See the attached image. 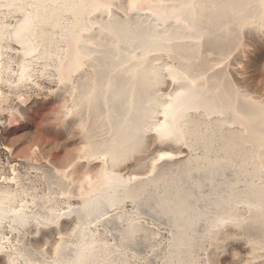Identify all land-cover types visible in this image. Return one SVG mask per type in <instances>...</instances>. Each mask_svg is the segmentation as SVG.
Segmentation results:
<instances>
[{
	"label": "bare ground",
	"instance_id": "1",
	"mask_svg": "<svg viewBox=\"0 0 264 264\" xmlns=\"http://www.w3.org/2000/svg\"><path fill=\"white\" fill-rule=\"evenodd\" d=\"M101 15L104 19L97 23ZM229 30L251 33L250 36L258 33L263 38L264 0H0L1 91L15 95L24 90L37 91L30 97L32 103L48 91L38 88L37 82L49 90L56 87L57 97L61 89L71 90L72 104L74 108L79 106L77 112L73 106L65 109L66 119L71 117V122L84 112L96 109L98 114L103 108L99 116L106 113L110 121L126 109L132 112L126 126L136 128L143 137H153L165 151L157 156L149 176L135 178L130 185L107 175V159H92V164L87 165L101 173V187L80 200L81 206L76 209L99 219L95 227L89 226L97 232L102 226L105 234L106 227L114 225L115 240L123 244L149 239L152 246L144 255L147 259L134 253L128 255L114 244L87 242L85 232L76 244H65L60 225L74 221L73 217L57 219L54 226L36 224L44 222L41 218L27 225L30 218L25 208L9 213L17 179L1 176L0 232L7 230L10 240L0 241V262L27 264V259L23 262L21 258V247L26 242L44 241L49 245L47 249H53V258L45 255L28 264H151V260L155 264H181L194 250L204 258L209 250L225 256L227 247L234 244L244 252L251 250L250 238L236 227L246 229L248 224L256 223L264 229V213L257 204L264 201V106L252 115L251 121H244L235 110L232 118L224 117L218 113L223 110L221 105H212L209 100L202 105L196 94L184 91L182 95H186L175 100L184 101L185 106L169 102L157 123L149 126L156 106L148 97L142 99L144 89L164 78H169L174 87L178 84L172 79L174 74L159 69V65L144 70L134 67L151 57L170 56L177 49L198 53L202 47L217 44L223 32ZM138 46L141 54L135 50ZM258 60L256 57L254 64ZM86 65L112 69L128 77L130 83L119 85L108 80L104 90H93L79 100L77 92L81 93L82 88L77 87L82 74H86ZM15 69L19 72L15 73ZM255 83L256 87L262 86L261 80ZM205 91L206 95L210 92L208 88ZM99 101L102 109H98ZM94 112L91 111L93 116ZM6 116L0 111V118ZM24 124L31 128L27 121ZM5 126L6 122L0 121V130ZM106 137L103 143L110 141ZM54 146L44 144L41 151ZM0 149L8 155L6 148ZM115 157L116 154L110 157L109 162ZM34 173V177L39 174ZM61 200L68 204L75 201L59 197L55 202ZM229 230L236 233L229 236ZM49 237L54 248L47 241ZM226 237L230 240L227 247L215 246ZM228 261L232 264V259Z\"/></svg>",
	"mask_w": 264,
	"mask_h": 264
},
{
	"label": "rangeland",
	"instance_id": "2",
	"mask_svg": "<svg viewBox=\"0 0 264 264\" xmlns=\"http://www.w3.org/2000/svg\"><path fill=\"white\" fill-rule=\"evenodd\" d=\"M102 18L104 19V16L97 17V23H99L98 19ZM105 19L107 20L106 15ZM249 34L239 33L237 30L225 31L217 44H213L208 49L202 47L198 53L194 50L177 49L170 56L162 54L151 57L147 63L134 66L138 70H144L159 65V69L166 73L171 71L174 74L172 79H175L178 84L174 87L169 78H164L159 84L155 86L150 84L144 89L146 93L142 99L148 97L151 104L156 106L149 126L157 123L158 116L163 113L165 107L170 105L169 102L176 101L177 105L179 103L184 107V101L175 100L178 96H185L186 94L182 95L184 91L196 94L202 105L207 100L212 105H221L223 110L218 113H223L224 117L232 118L235 110L244 121H251L252 115L260 112L259 109L264 106V36L261 38V34L257 36L258 33L257 35L252 33V36L255 35L254 39ZM92 40L97 41V38ZM135 50L141 54L139 46L135 47ZM197 55L200 57H196ZM11 56L14 60V56ZM256 57L259 60L254 64L253 60ZM17 72L19 71L15 69V73ZM85 72V75L82 74L84 84L81 81L77 87L82 88L81 93L77 92L79 100H83L93 90L96 92L104 90L108 80L112 83L116 81L119 85L130 83L128 77L117 75L112 69L101 65H86ZM79 78L78 75L75 79L76 84ZM258 80L262 81L261 87H256L255 82ZM37 85L43 91H48L32 103L29 101L30 97L37 91L24 90L15 95L4 89L1 91L0 88V94H2L0 95V111L8 115L4 119L0 118L1 122H6V126L0 130V147L6 148L9 152L8 155L3 154L0 149V177H8V180L15 178L18 182L17 188H14L16 191L11 193L14 199L10 201L9 213L13 214L25 208L30 218V223L28 220L26 224L32 225L34 224L32 220L41 218L44 222H35L40 223L41 226H54L57 225V219L73 217L74 221H65L60 225L65 244H76L85 232L84 239H87V242H96L99 245L114 244L121 246L128 255L134 253L141 259H147L144 255L152 246L149 239L137 240L135 244L125 241L123 244L115 240L114 225L107 226L105 234L101 230L104 228L102 226H99L97 232L90 227H95L99 219L78 213L76 209L81 206L80 200L101 187V173L98 170H91L87 165L92 164V159L100 161L102 158L107 159L105 166L107 175L113 179H120L123 184L130 185L135 178L149 176L157 156L165 151L157 146L153 137H143L136 128L126 126L127 121L132 118V112L126 109L121 110L115 119L108 121L106 113L99 116L100 112L104 111L99 101L98 109L99 106L103 109H99L98 114L94 109L95 112L90 110L88 114L84 112L76 118L74 112H77L76 109L78 110L79 106L74 108L72 104L74 92L61 89L62 93L60 97H57L54 94L56 87L49 90L45 84L37 82ZM207 88L210 90L208 95L205 94ZM125 99L122 97L123 101L128 100ZM19 100L20 104L17 103ZM245 102L250 104L245 105ZM72 106V109H75L74 112L70 109ZM68 107L73 112V119L76 118L77 121H72L73 125L77 124V126L74 125L75 127L72 125V133L69 128L72 124L71 117L68 120L71 122L69 125L65 113ZM91 111L95 113L94 116ZM25 121L30 123V129L26 128ZM104 136H108L106 138L110 141L103 143L101 140ZM47 143L55 144V146L47 152L41 151V147ZM88 147L91 154L88 149L86 150ZM84 149L88 152H84ZM168 153L176 154L173 151ZM115 154L116 159L109 162L110 157ZM20 161L24 164L19 163ZM34 171L39 173L37 176H40L39 179L34 177ZM59 197L75 201L70 204L66 200L55 202V199ZM258 203L264 213V201H258ZM141 215L146 216L145 213ZM255 224H248L246 229L236 227L237 230H243L250 238L251 250L244 252L242 247L236 244L227 247L230 240L226 237L215 244L219 248L225 246L228 248L225 256H218L209 250L204 258L200 256L199 251L194 250L190 251V258H184L181 264H230L228 259H232V264H264V229ZM235 233L233 230L228 231L229 236ZM8 237L10 238L7 230L6 233L0 232V241H7ZM13 240L11 239L15 242ZM47 241L53 244V248L55 247L52 237H49ZM134 245L136 247H132ZM48 246L45 241L26 242L20 249L23 262H25L24 259H27V264L38 261L45 255L53 258V249H47ZM150 262L155 264L152 260ZM0 264L5 262L1 261Z\"/></svg>",
	"mask_w": 264,
	"mask_h": 264
}]
</instances>
